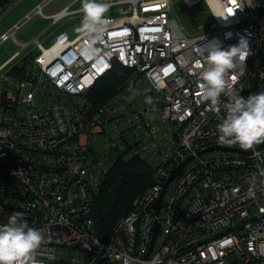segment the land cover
Returning a JSON list of instances; mask_svg holds the SVG:
<instances>
[{
    "label": "built area",
    "instance_id": "2783aa9c",
    "mask_svg": "<svg viewBox=\"0 0 264 264\" xmlns=\"http://www.w3.org/2000/svg\"><path fill=\"white\" fill-rule=\"evenodd\" d=\"M16 1L0 0V13ZM50 1L0 35L15 41L34 15L50 20L19 44L33 48L17 63L2 71L20 52L0 66V224L21 213L39 229L41 264H264V143L219 141L220 116L200 101L195 68L198 47L214 38L227 47L244 34L251 55L228 81L245 98L264 91V0H211L215 9L205 0L213 23L199 34L185 30L170 0H112L92 60L78 55L81 0L45 15ZM116 69L114 90L95 98L98 80ZM216 146L236 150H208ZM131 160L149 166V180L101 239L93 200L113 165Z\"/></svg>",
    "mask_w": 264,
    "mask_h": 264
},
{
    "label": "clouds",
    "instance_id": "9594fccd",
    "mask_svg": "<svg viewBox=\"0 0 264 264\" xmlns=\"http://www.w3.org/2000/svg\"><path fill=\"white\" fill-rule=\"evenodd\" d=\"M246 3L252 7V0H246ZM112 7V0H81L79 12L82 17L77 31L84 42L78 50L79 56L92 60L100 55L97 44L104 36L109 23L106 13ZM231 37L232 33L225 34V39ZM197 50L202 57L195 62V68L199 70L200 101L207 102L220 116L219 141L243 149L264 143V91L245 98L240 95L242 89H236L228 81L230 73L239 69V75H243L246 68L245 61L251 55L247 36L238 34L237 42L227 47L214 38ZM147 103H152L150 97ZM22 216L15 213L8 217L7 223L0 224V264H41L37 250L45 237L39 229L29 226Z\"/></svg>",
    "mask_w": 264,
    "mask_h": 264
},
{
    "label": "rangeland",
    "instance_id": "374dc122",
    "mask_svg": "<svg viewBox=\"0 0 264 264\" xmlns=\"http://www.w3.org/2000/svg\"><path fill=\"white\" fill-rule=\"evenodd\" d=\"M40 0H17L13 5L9 6L0 13V34L6 32L8 28L17 22L27 11ZM70 0H51L43 8V14L50 15L57 12L61 7L69 3ZM173 6V10L185 30L190 34H199L205 32L213 23L212 14L207 6L205 0H199L194 6H188L184 0H170ZM50 20L43 18L40 15H34L24 24H22L14 33V40L8 39L0 43V66H2L10 57L20 52L19 44H26L30 42L34 37L40 34L48 25ZM80 25V24H79ZM77 26L76 30L79 28ZM66 31L69 32L70 37L73 36L74 29L67 25ZM54 29L52 27L48 33H51ZM46 38V34H43L39 41L43 46H47L51 40ZM33 48L29 45L25 50L21 51L18 56H15L10 64L2 71L14 63H17L29 50Z\"/></svg>",
    "mask_w": 264,
    "mask_h": 264
},
{
    "label": "trees",
    "instance_id": "16d2710c",
    "mask_svg": "<svg viewBox=\"0 0 264 264\" xmlns=\"http://www.w3.org/2000/svg\"><path fill=\"white\" fill-rule=\"evenodd\" d=\"M118 70H113L98 80L95 93L99 97L95 98L103 99L114 90L119 80ZM123 174L125 176L121 178ZM150 174L149 166L140 160L113 165L92 204V218L99 238L105 239L109 236L118 220L127 212L133 198L148 182Z\"/></svg>",
    "mask_w": 264,
    "mask_h": 264
},
{
    "label": "water",
    "instance_id": "95a60500",
    "mask_svg": "<svg viewBox=\"0 0 264 264\" xmlns=\"http://www.w3.org/2000/svg\"><path fill=\"white\" fill-rule=\"evenodd\" d=\"M212 149H219V150H226V151H235V150H236V149H234V148H231V147H224V146L211 147V148H209L208 150H212ZM185 163H186V161H184V162L181 163L179 166H177V167H175V168L172 169L171 174H170L168 180L166 181V183H165V185H164V187H163V190H162V192H161V195H160L158 201H157L156 204H155V206H156L157 208L159 207V203H160L161 197H162V195H163V193H164V191H165V189H166V186L168 185V183H169L172 179L177 178V177L179 176V174H180V170H181V168L185 165ZM124 176H125V175L123 174L121 178H124ZM157 232H158L157 226L154 225L153 233H152V237H151V244L153 243V240H154V238H155Z\"/></svg>",
    "mask_w": 264,
    "mask_h": 264
},
{
    "label": "crops",
    "instance_id": "0c3cea01",
    "mask_svg": "<svg viewBox=\"0 0 264 264\" xmlns=\"http://www.w3.org/2000/svg\"><path fill=\"white\" fill-rule=\"evenodd\" d=\"M40 1H41V0H40ZM40 1H39V2H40ZM73 1H74V0H70L69 3L73 2ZM39 2H37L35 5H37ZM69 3H67L66 5H68ZM35 5H34V6H35ZM66 5H64L63 7H65ZM34 6H33V7H34ZM63 7H61L59 10H61ZM31 9H32V8H31ZM31 9H30V10H31ZM59 10H58V11H59ZM27 12H28V11H27ZM27 12H26V13H27ZM26 13H25V14H26ZM25 14H24V15H25ZM24 15H23V16H24ZM23 16H22V17H23ZM22 17H21V18H22ZM21 18H19L18 20H20ZM18 20H17V21H18ZM15 23H16V22H14L13 24H15ZM13 24H12V25H13ZM12 25H11V26H12ZM11 26H10V27H11ZM10 27H9V28H10ZM9 28H8V29H9ZM0 35H1V34H0Z\"/></svg>",
    "mask_w": 264,
    "mask_h": 264
},
{
    "label": "bare ground",
    "instance_id": "6f19581e",
    "mask_svg": "<svg viewBox=\"0 0 264 264\" xmlns=\"http://www.w3.org/2000/svg\"><path fill=\"white\" fill-rule=\"evenodd\" d=\"M187 1H188V3H190V2H191V0H187ZM209 1L211 2V0H209ZM211 4H212V8H213V9H215V8H216L215 4H214V3H212V2H211Z\"/></svg>",
    "mask_w": 264,
    "mask_h": 264
},
{
    "label": "snow or ice",
    "instance_id": "6c2138e0",
    "mask_svg": "<svg viewBox=\"0 0 264 264\" xmlns=\"http://www.w3.org/2000/svg\"><path fill=\"white\" fill-rule=\"evenodd\" d=\"M229 12L231 13V12H232V10H231V9H229ZM233 79H235V77H233Z\"/></svg>",
    "mask_w": 264,
    "mask_h": 264
}]
</instances>
